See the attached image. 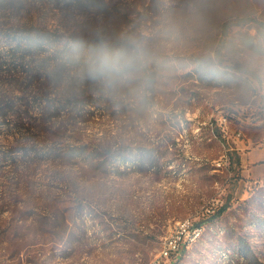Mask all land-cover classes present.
<instances>
[{
  "label": "rangeland",
  "instance_id": "1",
  "mask_svg": "<svg viewBox=\"0 0 264 264\" xmlns=\"http://www.w3.org/2000/svg\"><path fill=\"white\" fill-rule=\"evenodd\" d=\"M105 2V12L51 0L0 6V30H55L57 46L85 32L125 37V62L136 67L113 80L125 83L128 107L144 111L96 112L62 127L63 118L38 119L45 97L26 90L31 136L11 126L13 116L0 128V264H149L173 223L218 194L220 213L200 219L202 236L172 264H264V159H242L264 147V0ZM1 72L0 90L21 93ZM64 84L50 86L49 97H61ZM105 136L126 151L156 146L154 163L139 169L113 155L96 167L51 151ZM224 154L229 163L217 168Z\"/></svg>",
  "mask_w": 264,
  "mask_h": 264
},
{
  "label": "trees",
  "instance_id": "2",
  "mask_svg": "<svg viewBox=\"0 0 264 264\" xmlns=\"http://www.w3.org/2000/svg\"><path fill=\"white\" fill-rule=\"evenodd\" d=\"M14 1L0 0V6L12 5ZM36 1L43 2V0ZM51 2L55 6L61 3L65 5L73 3L82 7L94 6L100 12L108 9L105 0H51ZM0 37L7 40V47L0 51V74L3 71L10 86L21 91L19 94H14L12 90H0V128L4 125L10 126L12 123H9V119L13 116L11 126L21 133L26 132L27 138L31 136L36 118L33 119L30 114L29 103L32 98H28L25 93L32 85L36 88L35 99L45 97L39 100L41 110L38 119L48 121L63 118L62 127L65 123H88L96 112L103 117L114 118L142 116L144 111L141 110L140 114L138 108H129L125 99L122 98L126 95L125 83H116V80H113L116 77L91 79L84 71L85 62L94 50L103 48L114 56L126 57L132 46L128 44L125 37L107 38L103 35L85 32L79 36H73L69 39L70 42H63L57 46L60 38L55 30L32 25L0 30ZM247 38L249 42L246 43H252L250 40L253 37L248 35ZM49 49L51 51H48ZM38 51L47 53L37 58L35 55ZM82 51H86V56H79ZM62 81H65L62 86V96L57 99L49 97L48 88L50 86L56 88ZM146 104L145 102V106ZM180 116L185 122L186 119L182 113ZM112 142L105 136L96 144L69 143L57 149L52 148L51 151L57 157H82L90 163L94 161L96 167H105L113 155L117 156L120 161L133 159L139 164L138 168L146 161L150 165L155 161L153 152L156 146L140 147L137 145L126 151L123 140ZM126 152L131 157L125 156ZM2 156L0 150V157ZM118 172L121 171L118 170ZM224 208L225 206L221 209ZM218 213L220 212H216L213 216Z\"/></svg>",
  "mask_w": 264,
  "mask_h": 264
},
{
  "label": "built area",
  "instance_id": "3",
  "mask_svg": "<svg viewBox=\"0 0 264 264\" xmlns=\"http://www.w3.org/2000/svg\"><path fill=\"white\" fill-rule=\"evenodd\" d=\"M220 123L226 124V118L221 117ZM226 133V130H224ZM240 133L237 132L236 136ZM264 146V140L261 142ZM229 163L228 157L224 154L220 159L214 162L217 168L225 167ZM251 181L246 182V186L249 187ZM222 205L220 195L214 196L212 200H209L206 204L202 205L197 211L194 217L187 218L186 220L178 223H173L171 230L163 236L161 244L157 254L153 257L149 264H172V261L176 259L178 253H181L182 249L189 244L190 238L193 234L201 228L203 223L200 222L201 218H205L216 213L218 207Z\"/></svg>",
  "mask_w": 264,
  "mask_h": 264
},
{
  "label": "clouds",
  "instance_id": "4",
  "mask_svg": "<svg viewBox=\"0 0 264 264\" xmlns=\"http://www.w3.org/2000/svg\"><path fill=\"white\" fill-rule=\"evenodd\" d=\"M134 63H126L125 57L114 56L103 48L94 50L85 62L84 71L91 79L123 77L135 70Z\"/></svg>",
  "mask_w": 264,
  "mask_h": 264
},
{
  "label": "crops",
  "instance_id": "5",
  "mask_svg": "<svg viewBox=\"0 0 264 264\" xmlns=\"http://www.w3.org/2000/svg\"><path fill=\"white\" fill-rule=\"evenodd\" d=\"M217 133H219V132H217ZM244 153H245V156H244V158L242 157V159L245 162L251 163V162H253L255 160L264 159V147L260 148V149L253 148L251 150L245 151ZM242 166H247V164L246 163H244V164L242 163Z\"/></svg>",
  "mask_w": 264,
  "mask_h": 264
},
{
  "label": "bare ground",
  "instance_id": "6",
  "mask_svg": "<svg viewBox=\"0 0 264 264\" xmlns=\"http://www.w3.org/2000/svg\"><path fill=\"white\" fill-rule=\"evenodd\" d=\"M211 123H212V122H211ZM195 214H196V212H195ZM195 214H194L193 216H186V217H182V218H180V219H177L174 223H178V222H180V221L186 220L187 218L194 217ZM203 231H204V226H202L201 228H199V229L197 230V232H195V233L193 234L192 238H190V242H189V244L186 245V247H188L189 245L195 243V242H196V241L202 236ZM183 249H184V248H183ZM183 249H182V250H183ZM180 254H181V253H178V255L176 256V259H178V256H179ZM176 259H175V260H176Z\"/></svg>",
  "mask_w": 264,
  "mask_h": 264
}]
</instances>
